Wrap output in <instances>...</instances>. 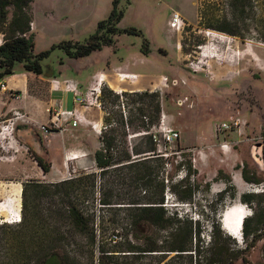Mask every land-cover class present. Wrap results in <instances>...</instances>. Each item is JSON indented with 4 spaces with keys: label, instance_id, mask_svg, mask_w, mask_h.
I'll return each mask as SVG.
<instances>
[{
    "label": "rangeland",
    "instance_id": "374dc122",
    "mask_svg": "<svg viewBox=\"0 0 264 264\" xmlns=\"http://www.w3.org/2000/svg\"><path fill=\"white\" fill-rule=\"evenodd\" d=\"M113 1L34 0L31 12L35 52L51 49L64 40L84 41L95 32L99 21L108 18ZM202 4L203 19L199 13ZM254 5L255 10H250L249 16L245 17L242 38L211 27L223 16L232 17L226 0H119L118 8L124 10V15L118 26L136 28L141 34L116 35L113 44L79 58L68 57L63 50L56 48L43 61L47 74L54 70L59 76L61 70L64 75L73 78H82L112 63L122 65L130 62V72L138 73L137 78L128 79L133 80L132 84L119 81L116 73L107 75L102 84V115L108 118L107 123L104 121L108 126L105 131L117 137V142L121 143L119 150L123 147L131 149L132 145L143 149L147 145V134L143 133V122L137 108L145 107L148 116L154 113L150 102L124 105L123 100L127 102L132 98L124 97L125 92H158L162 112L173 117L169 123L166 121L167 124L181 131V138L168 145V151L185 149L186 154L180 157L172 153V169L156 171L154 176L157 180H164L166 185L165 206L169 210L168 215L178 212L188 217L195 228L200 229V233L193 234L188 242L189 251L184 256L176 257L175 253L164 257L156 255L154 263L163 260L160 264H264V193H261L264 192V42L260 41V34L264 30V0H254ZM175 12L185 22L180 29L171 26V17ZM2 42L3 34L0 33V45ZM145 45L150 50L148 55L142 52ZM257 51L259 54H256ZM234 52L238 53L235 57ZM60 59H63V64L59 63ZM20 66L23 65L17 63L15 70ZM42 75L33 80L31 89L48 100V82L43 78L47 76ZM164 78H167L166 85ZM141 82L144 84L140 85ZM117 84L125 87L118 94L120 102H114L113 94L107 92L104 95L103 92L105 88L117 94ZM70 95L53 91L51 97L68 101ZM39 115L46 117L44 123H49L47 110ZM12 116L13 111L0 113V121ZM27 116L17 122V128L29 123ZM121 117L124 125L120 122ZM233 120L244 124L240 130L234 128L217 132L218 124ZM38 129L43 133L40 127ZM16 131L15 138L6 141V148L0 146V165L4 163L1 167L17 166L10 176L0 175V224L19 223L14 222L17 212L21 213L22 219L24 182L32 179L53 182L63 176L67 177L62 179L72 178L82 172H91L86 167L93 164V154L86 149L87 155L81 164L68 159L65 150L61 151L64 143L68 146L78 137L82 138L80 142L83 148L90 144V138L84 136L79 127H74L70 139H65L64 134L57 131L41 136L40 153L19 140ZM222 142L231 146L229 150L221 148ZM36 156L50 163L49 172L43 171ZM180 163L186 166L187 177H183ZM38 168L40 175L36 172ZM244 170L250 180L243 177ZM69 171L72 176H68ZM96 172L99 175L100 169ZM238 173L242 179L240 188L235 180ZM131 176L133 173L124 167L117 171L111 169L100 178L98 176L97 187L86 201L98 221L115 214L123 218L126 216L124 204L110 208L101 204V199L109 181H118L119 178H125L127 182L118 185L121 192L129 189V184H133L131 193L136 192ZM174 188H193L195 193L189 200H179L172 192ZM19 190L20 197L17 196ZM243 193H255L253 202H242L240 196ZM49 201L52 200H44L46 204ZM237 204L243 205L249 213L248 218H251L247 232L244 233L243 229L241 240L229 235L221 222L224 212ZM98 231H102V228ZM147 234L165 246L163 249H167L172 241L170 233L163 229L156 228L153 233ZM64 235L67 240L58 242L56 249L62 253L81 254L82 260L76 264H100V249L104 244L113 245L115 235H118V242L125 240V233H96L95 244L91 241V233ZM138 243H142V240ZM224 249L228 250L227 260L214 261ZM92 250L95 256L93 262L86 259ZM141 261L148 262L150 258Z\"/></svg>",
    "mask_w": 264,
    "mask_h": 264
},
{
    "label": "trees",
    "instance_id": "16d2710c",
    "mask_svg": "<svg viewBox=\"0 0 264 264\" xmlns=\"http://www.w3.org/2000/svg\"><path fill=\"white\" fill-rule=\"evenodd\" d=\"M226 1L232 17L223 16L216 25L211 27L243 38L242 28L245 26V17L249 16L250 10L256 8L254 0ZM33 2L34 0H0V33L3 34V42L0 45V79L14 74L17 63H22L25 71L37 75L46 74L47 77L55 76L57 74L54 70L48 74L44 71L43 61L56 48L63 50L68 57L79 58L113 44L116 35L141 34L136 28L118 26L124 10L118 8L119 0H114L113 9L108 18L99 21L95 32L84 41L64 40L53 45L51 49L36 53L32 31L34 21L31 5ZM199 13L203 19V4L199 8ZM260 35V41L264 42V30ZM145 42L148 41L145 39ZM142 52L145 55L149 54L147 45ZM59 63L63 64V59H60ZM103 92L104 95H107V92L113 94L114 102L121 101L118 95L120 93L116 94L105 88ZM123 96L132 97L129 98L130 101L123 100L124 105L150 102L153 107L154 113L151 116L147 115L145 107L137 108L143 122L142 127L148 132L145 133L147 145L143 149L132 145L131 149L123 147L119 150L121 143L117 142V137L109 131H104L100 136L103 146L95 152L96 165L100 169L99 175L96 171H91L53 182H43L38 179L24 182L21 221L17 224H0V264H76L78 260H82L81 254L72 255L56 249L58 242L67 240L64 233H91L93 244L96 243V233H125L124 241L118 242V235H115L113 245L109 243L103 245L100 249V264H160L163 260H157L154 263L156 255L164 257V255L175 253L176 257H182L189 251L188 242L192 240L194 233H200V229L195 228L191 219L178 212H171V215H168L169 210L165 206L166 185L164 180H157L154 176L156 171L160 172L164 169L168 159L159 152L152 131L160 123L162 113L160 94L152 91H136L125 92ZM104 121L107 123L108 118L105 117ZM120 122L124 125L122 117ZM184 154L186 152H183L181 156ZM35 158L44 172L50 171V163L42 157ZM180 164L182 168L184 163ZM121 167L133 173L130 179H134L132 180L135 183L133 190L136 192L131 193L133 184H129L130 188L125 192L118 189V185L127 184L125 178L109 181L104 188L101 204L110 208L117 204H124L127 214L124 218L115 214L111 218L98 221L86 201L97 187L98 176L100 178L109 170L117 171ZM188 175L186 174L185 177ZM243 177L250 180L245 170ZM172 192L179 200H189L195 190L174 188ZM255 196V193H243L240 199L244 203H251ZM114 197L117 198L116 201ZM47 198L52 201L46 204L44 200ZM249 221L251 218L248 217L244 220V233L247 232ZM100 228L102 231L99 232ZM156 228L170 233L172 241L167 249H163L165 246L160 245L151 235H145V233H153ZM141 240L142 243H138ZM107 245L109 247H106ZM94 257V250H92L86 259L93 262ZM216 257L214 261L225 262L228 250L220 251ZM143 258H150V261L142 262Z\"/></svg>",
    "mask_w": 264,
    "mask_h": 264
},
{
    "label": "crops",
    "instance_id": "0c3cea01",
    "mask_svg": "<svg viewBox=\"0 0 264 264\" xmlns=\"http://www.w3.org/2000/svg\"><path fill=\"white\" fill-rule=\"evenodd\" d=\"M256 54H259V52L257 51ZM22 64V63H21ZM23 65V64H22ZM131 68V64L130 62L124 63V64H109V66L107 68H97L94 72H91V74H87L82 78H73V77H67L66 75H64L62 72L59 71V76L55 75V76H51V77H43L47 80L48 82V89H49V99L48 100H44L40 95L35 94L31 87H32V82L34 79H39V77L43 76L41 75H37L33 72L30 71H25L23 66H20L18 68V70H15L14 74L11 75H7L4 78L0 79V81H4L8 87V89H18L22 92V97L21 99H12L9 96L8 92H4V91H0V113H4L7 114L10 111H15V110H19L21 112H24L26 114L29 115V123L27 125H24L23 129L29 127L30 125L34 126L36 128V132L44 137V134L41 133L38 129V127L41 124H46L44 123L45 118H42L39 114L41 112H46L47 108L50 106H53V108H62V109H70L75 105L74 101H73V95L72 93H70V97L69 100L66 101L64 99L61 98H52L51 94L53 91L52 89V84L51 81L53 78H59L61 79V77H63V79H73L75 80L80 88L85 91L86 89H88L89 87L96 85L97 84V76L99 73H104L107 77L111 76L113 73H117L118 72H123V71H129V72H125V73H133L135 74V72H130ZM138 73H136L137 75ZM138 76V75H137ZM119 81H121L119 79ZM126 82H131L133 80H124ZM109 82V80H108ZM144 84L143 82L140 83V85ZM121 87V88H120ZM118 88V89H117ZM115 90L117 92H120L122 90H125V87H122L121 84H117L115 85ZM135 90H141L139 88H136ZM69 93V92H67ZM79 108V110L82 112V114L90 119V120H94L96 122H98L100 125H105L104 123V117L102 115L103 111H100L96 108H92V109H87L85 110L84 108H81L79 106H77ZM99 111V112H97ZM47 116V115H46ZM173 120V117L171 115L166 114V121L169 123L170 120ZM49 122H50V116H49ZM40 124V125H39ZM79 127L80 131L82 134H84V136H88L90 138V144L88 146H86V148L82 147L81 142L82 138H77L76 140H74L72 143L69 142L68 146L64 143V146L62 147V150H65V153H67V157L68 159H72V160H76V162L78 164L82 163V159L84 156L87 155V151L91 152L93 154V164L90 167H86L87 169H90V171H97L98 167L96 165V161H95V152L100 149L103 146L102 141L100 140V136L103 133H99L97 131H95L91 125L85 124V123H81L78 126H76L75 128ZM73 129L74 127H72L71 125H65V130L62 132L64 134V138L65 139H70L72 133H73ZM90 131V132H88ZM67 132V133H66ZM43 134V135H42ZM32 135V137H35V134H30ZM200 139V138H199ZM74 147V148H72ZM132 148V146H131ZM159 148V147H158ZM56 151L60 150L57 148H54ZM86 149V150H85ZM72 151V152H70ZM70 155L72 157H70ZM67 159V160H68ZM197 162V159H196ZM2 164L0 165V175L1 177H7L10 176V173L15 172L16 167L14 166L12 168V166H8V165H4L5 167H1ZM37 175H40V170L39 168L36 170ZM202 172V171H201ZM67 176H63L62 178H66ZM40 178V177H39ZM60 178V179H62ZM59 179V180H60ZM236 180V184L238 186V188H240L242 186V179L238 173V175L235 177Z\"/></svg>",
    "mask_w": 264,
    "mask_h": 264
},
{
    "label": "built area",
    "instance_id": "2783aa9c",
    "mask_svg": "<svg viewBox=\"0 0 264 264\" xmlns=\"http://www.w3.org/2000/svg\"><path fill=\"white\" fill-rule=\"evenodd\" d=\"M185 24L183 17L178 13H173L171 17V26L175 29H180ZM230 37V36H229ZM231 50V47H229ZM203 53V52H202ZM238 53L234 52V57ZM120 80H126V79H135L137 78L136 74L133 73H125V72H118L117 73ZM106 75L104 73H99L97 76V84L89 87L85 91H83L79 84L73 80V79H59V78H53L51 81L52 89L56 91H63V92H69L73 95V101L75 105L87 109L96 108L100 111L103 110V101H102V84L105 80ZM165 81H167V78H164ZM166 85V83H165ZM0 91L8 92L10 98L12 99H21L22 92L18 89H8L6 83L4 81H0ZM121 93V92H118ZM77 106H74L70 109H62V108H53V106H50L47 108V112L50 115V122L46 124H41L39 127L43 131L44 135L51 134L54 131L62 133L65 130V125H71L72 127H76L81 123H85L88 125H91L92 128L99 132L100 134L103 133L108 126L100 125L98 122L94 120H90L86 118L82 112L79 110ZM28 114L21 112L19 110L13 111V116L10 118H4L0 121V146L3 148H6V141H11L13 138H15V131L17 128V122L20 119H23ZM146 120H148L147 117H145ZM161 122L158 126H155L153 131V139L155 142H157V145L159 147V152H161L162 155H164L166 158H168L165 162L164 169L166 171H169L172 169V162L170 160V156L172 153L177 154L181 157V154L183 152H186L185 149H176L174 152L168 151V145H171L172 143L178 141L181 138V131L171 127L166 122V114L165 112H162L161 116ZM241 121L239 120H233L230 122L223 121L217 126V132H225L234 128L241 129L242 126ZM148 133L147 131L143 132ZM221 148L224 151L229 150L231 146L227 144L226 142H222ZM162 146H164L162 148ZM180 171L183 173V177L186 176L187 171L185 165L182 166ZM186 171V172H185ZM68 176H72V173L69 171Z\"/></svg>",
    "mask_w": 264,
    "mask_h": 264
},
{
    "label": "bare ground",
    "instance_id": "6f19581e",
    "mask_svg": "<svg viewBox=\"0 0 264 264\" xmlns=\"http://www.w3.org/2000/svg\"><path fill=\"white\" fill-rule=\"evenodd\" d=\"M121 92V91H120ZM18 197L21 196V190L17 194ZM242 204V203H241ZM5 211V210H4ZM14 222L21 221V213L17 212L14 214ZM249 216L248 211L243 205L237 204L236 206H230L222 216L223 229L232 237L241 240L243 238V227L244 220ZM9 221V220H6Z\"/></svg>",
    "mask_w": 264,
    "mask_h": 264
},
{
    "label": "water",
    "instance_id": "95a60500",
    "mask_svg": "<svg viewBox=\"0 0 264 264\" xmlns=\"http://www.w3.org/2000/svg\"><path fill=\"white\" fill-rule=\"evenodd\" d=\"M18 139L33 147L38 153L41 152V136L36 132V128L32 125L23 129L17 128ZM30 134H35V137H32Z\"/></svg>",
    "mask_w": 264,
    "mask_h": 264
}]
</instances>
